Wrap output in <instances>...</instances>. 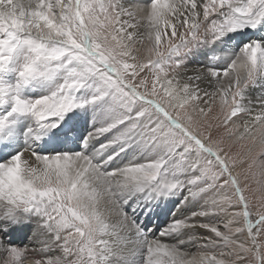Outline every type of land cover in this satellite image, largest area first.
Returning a JSON list of instances; mask_svg holds the SVG:
<instances>
[{"label": "snow or ice", "instance_id": "6c2138e0", "mask_svg": "<svg viewBox=\"0 0 264 264\" xmlns=\"http://www.w3.org/2000/svg\"><path fill=\"white\" fill-rule=\"evenodd\" d=\"M258 161L264 0H0V264H264Z\"/></svg>", "mask_w": 264, "mask_h": 264}, {"label": "rangeland", "instance_id": "374dc122", "mask_svg": "<svg viewBox=\"0 0 264 264\" xmlns=\"http://www.w3.org/2000/svg\"><path fill=\"white\" fill-rule=\"evenodd\" d=\"M259 162L260 161H258L257 164ZM254 169L255 166L251 169V172L247 173L248 176L247 180H243L242 177V185H241L242 187H244V185H247V187L244 188V195L249 203V209L253 213V219L256 218V213L258 211H264V177H261L259 175L260 171L257 172L254 171ZM252 173H258V174L252 175ZM166 218H167L166 216L161 214L157 223L162 224ZM29 234L30 233L21 234V236H23L26 243L27 241H29L28 240ZM260 239L264 240V237H261ZM25 241L23 242L25 243ZM262 251H264V249H262Z\"/></svg>", "mask_w": 264, "mask_h": 264}, {"label": "bare ground", "instance_id": "6f19581e", "mask_svg": "<svg viewBox=\"0 0 264 264\" xmlns=\"http://www.w3.org/2000/svg\"><path fill=\"white\" fill-rule=\"evenodd\" d=\"M261 162H259L256 166H255V169H254V171H260V168H259V164H260ZM258 173H256V175H257ZM260 175V174H259ZM252 176V175H251ZM171 205H169V207H170ZM19 240H17L16 242L17 243H22V244H28L29 243V241H27V243H26V241L24 240V238H23V236H21L20 235V237L18 238ZM22 240V241H21ZM23 241H25V243L23 242Z\"/></svg>", "mask_w": 264, "mask_h": 264}]
</instances>
